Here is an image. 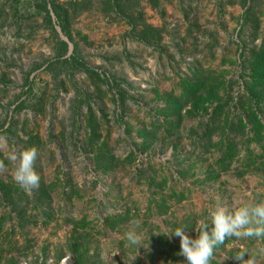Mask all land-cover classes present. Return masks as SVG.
Here are the masks:
<instances>
[{"label":"rangeland","instance_id":"1","mask_svg":"<svg viewBox=\"0 0 264 264\" xmlns=\"http://www.w3.org/2000/svg\"><path fill=\"white\" fill-rule=\"evenodd\" d=\"M50 1L69 13L66 57L78 63L56 57L39 0H0V264H184L179 238H167L176 228L195 238L217 207L264 203V83L249 65L264 0H127L123 12L110 0ZM227 146L233 159L221 166ZM29 148L40 180L25 191L7 155ZM96 156L113 158L111 169ZM241 253L264 264V237H226L209 264H240Z\"/></svg>","mask_w":264,"mask_h":264},{"label":"clouds","instance_id":"2","mask_svg":"<svg viewBox=\"0 0 264 264\" xmlns=\"http://www.w3.org/2000/svg\"><path fill=\"white\" fill-rule=\"evenodd\" d=\"M0 142H6L0 137ZM7 159L15 164L13 180L25 191L35 189L39 185V176L34 170L37 159L35 148L23 151H10ZM210 224L200 222L194 231L198 235L193 238L185 234V229L176 228L171 235L179 238L178 256L184 258V264H209L213 249L225 242L227 238L264 237V203L241 207L232 213L226 212L223 207H217L210 213ZM255 225V227H253ZM126 238L131 245H141V237L135 231L126 233ZM241 253L234 259L240 264H246Z\"/></svg>","mask_w":264,"mask_h":264},{"label":"trees","instance_id":"3","mask_svg":"<svg viewBox=\"0 0 264 264\" xmlns=\"http://www.w3.org/2000/svg\"><path fill=\"white\" fill-rule=\"evenodd\" d=\"M110 1H112L114 3L113 6L115 8H118L120 12L127 10V5H128L127 0H110ZM39 4L40 5L38 6V9L40 10V12H42L44 14V22L47 25V28H49L51 34H53L57 38V41H56V51H57L56 57L58 59L64 57V59L62 61H60L61 63H63V62H65V63H69V62L78 63V61L75 59L74 56L66 57L68 52H69V44L67 41L72 42V35H71L70 26H69V22H68V20H69L68 11L66 9H63L61 7V5H56L54 3V1H50V0H39ZM48 7H49V9H48ZM52 14L55 18V24L59 28L61 35H63V37L66 39L65 41L61 40L59 38L58 33L56 32V30L54 28L53 18L51 16ZM129 26H130L131 30L129 31L128 35L131 34V35L135 36L134 37L135 39L140 40L141 42H145L146 37L144 38L143 35L146 34L147 32L141 31V33L139 32L140 33L139 34V33H137V27L136 26H134L133 24H130V23H129ZM136 33L139 35H135ZM262 42H263L262 48L257 53H254L253 60L249 64L250 68H251L250 73H251L252 82H253V84L255 82L257 87L261 86L264 83V41H262ZM85 70L88 71L87 68ZM121 82L123 83V81H113L112 85L116 88V93H117L116 95H117V101L119 103V108L124 109L125 98L127 97V93L124 89H122L120 87ZM202 86H203V84H200V85L197 84L195 86H192L189 93H187V95L196 96L195 97L196 101H194L192 103L193 112H198L197 107L200 103V102H198V100L200 98L197 97V94L200 92V87H202ZM250 91H251L252 98L254 100L258 101L260 99V98H258V97H260V95L257 93V90L255 88L254 89L252 88ZM210 98H211V100L216 99V97L214 95H211ZM177 107L175 108V111L173 112L174 114H179V112L181 111V107H179V106H177ZM191 112L192 111L190 110L189 113L191 114ZM88 122H89V124L91 123V116L88 117ZM249 123L251 124V128L253 129L254 136L257 139L255 141L259 142L258 139L260 138V135H261L260 133H261L262 127H261V124L259 123V120H258L256 114H254V113L250 114ZM90 133H91L90 135L92 136V138L94 137V140L97 139L96 128L95 129L91 128ZM145 138H147V136ZM91 144L92 143L90 142V145ZM92 146L93 145H91V148H92ZM229 147L230 146H227V148L225 149V152L223 154L222 159L219 161V164H221V166L223 164H225V166L228 165L227 160L233 159V156L231 155ZM228 150H229V152H228ZM99 151H102V150L100 149ZM97 156H99V155H97ZM97 156L95 157L94 161L96 163V167L99 170L103 169L104 170L103 172H107L109 169H111L113 162H114L113 158H111L109 161H106V162H104V164H102V160L100 161ZM223 168H225V167H223ZM4 188H6V189H4ZM7 189H8V187L2 186L1 193L4 195H7L6 198H8L9 202L12 203V201L10 200V198H11L10 193ZM114 220H115V218L111 216V218L105 220V223L106 224L107 223L113 224V222H115ZM77 252H80V250L78 249ZM76 255H78V253Z\"/></svg>","mask_w":264,"mask_h":264}]
</instances>
